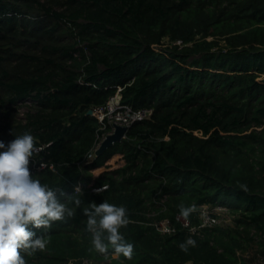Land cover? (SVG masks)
Returning a JSON list of instances; mask_svg holds the SVG:
<instances>
[{
  "label": "trees",
  "instance_id": "obj_1",
  "mask_svg": "<svg viewBox=\"0 0 264 264\" xmlns=\"http://www.w3.org/2000/svg\"><path fill=\"white\" fill-rule=\"evenodd\" d=\"M118 88L151 116L83 163L110 129L86 111ZM25 131L66 205L26 264H264V0H0V139ZM104 200L126 208L131 259L92 244L83 209ZM203 206L232 222L199 227ZM255 241L262 263L238 253Z\"/></svg>",
  "mask_w": 264,
  "mask_h": 264
},
{
  "label": "clouds",
  "instance_id": "obj_2",
  "mask_svg": "<svg viewBox=\"0 0 264 264\" xmlns=\"http://www.w3.org/2000/svg\"><path fill=\"white\" fill-rule=\"evenodd\" d=\"M34 150L35 137L29 131L15 136L7 144L0 139V264H26L21 252L43 249L47 243L42 237L32 239L36 235L35 228L50 227L51 221L64 218L66 205L58 201L57 190L30 173L29 157ZM108 187V184H102L96 191ZM75 203L80 204L79 198ZM180 209L183 217L193 211L191 206L181 205ZM83 211L88 217L87 227L93 232L92 244L96 250L107 254L108 248L112 247L116 258L120 254L132 258L133 244L126 242L119 231L129 223L125 206L104 200L99 204L93 202ZM105 233L107 242L102 239ZM195 244L196 240L188 237L179 247L186 252L188 245Z\"/></svg>",
  "mask_w": 264,
  "mask_h": 264
},
{
  "label": "built area",
  "instance_id": "obj_3",
  "mask_svg": "<svg viewBox=\"0 0 264 264\" xmlns=\"http://www.w3.org/2000/svg\"><path fill=\"white\" fill-rule=\"evenodd\" d=\"M91 116L95 117L100 123H102L103 127H105L106 124L110 125V129L106 133H103L101 135V137L87 154L86 159L83 163L89 162L93 159L94 156H96V149L98 148L100 142L104 139L106 134L111 133L114 130V124L126 126V128H128L133 122L137 120L149 118L151 116V109H134L131 105L122 102L120 88H118V90L111 97H109V99L104 104L91 109ZM40 149L41 147H37L36 151ZM44 166L45 164L42 162V160L37 166H35V163L33 164V168L35 169H40ZM79 186L80 183L76 188L79 189ZM100 187L101 186L93 187L92 191H96V189ZM202 208L206 209L207 206H203ZM224 210L225 209L220 206L212 207L209 210L210 212L206 210V212L208 213L202 216L199 227L220 225L221 223L220 219L218 218V212ZM183 224L187 225V222H183ZM157 228L164 232L170 231L168 221L166 220L161 221V228Z\"/></svg>",
  "mask_w": 264,
  "mask_h": 264
},
{
  "label": "rangeland",
  "instance_id": "obj_4",
  "mask_svg": "<svg viewBox=\"0 0 264 264\" xmlns=\"http://www.w3.org/2000/svg\"><path fill=\"white\" fill-rule=\"evenodd\" d=\"M121 163L120 160V156L118 154L112 156L109 160H108V168L112 169V168H116L119 164ZM103 170H107L105 169V167L101 168V169H97V170H93L92 172H84L83 173V178L88 179L89 180L91 178L96 177L97 175H99ZM93 180V179H92ZM206 210H210V208L207 206L206 209H203L202 207L199 209V217L202 218V216L208 212H206ZM210 212V211H209ZM214 213V212H213ZM218 218L220 219V223L221 224H230L232 222V218L233 215L232 213H230L229 210H224V211H219L218 212ZM158 227L161 228V222L158 223ZM257 248V241H255L254 243H252V245L250 247H248V249L245 252H238L239 254H241L242 256H249V257H254L259 263H262V258L261 256H256L253 255V253L255 252V249ZM252 254V255H251Z\"/></svg>",
  "mask_w": 264,
  "mask_h": 264
},
{
  "label": "water",
  "instance_id": "obj_5",
  "mask_svg": "<svg viewBox=\"0 0 264 264\" xmlns=\"http://www.w3.org/2000/svg\"><path fill=\"white\" fill-rule=\"evenodd\" d=\"M86 114L91 115V109L86 111ZM114 130L111 133L106 134L104 139L100 142L98 148L95 151L96 156L103 153L108 147L112 146L115 142L121 141V139L125 136L126 126L114 124ZM41 162V159L36 160L35 166H37ZM195 207L194 209H196Z\"/></svg>",
  "mask_w": 264,
  "mask_h": 264
}]
</instances>
